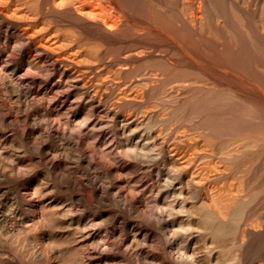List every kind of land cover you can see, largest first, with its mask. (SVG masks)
Segmentation results:
<instances>
[{"label":"rangeland","instance_id":"374dc122","mask_svg":"<svg viewBox=\"0 0 264 264\" xmlns=\"http://www.w3.org/2000/svg\"><path fill=\"white\" fill-rule=\"evenodd\" d=\"M86 1L0 0V264H264V0Z\"/></svg>","mask_w":264,"mask_h":264},{"label":"bare ground","instance_id":"6f19581e","mask_svg":"<svg viewBox=\"0 0 264 264\" xmlns=\"http://www.w3.org/2000/svg\"><path fill=\"white\" fill-rule=\"evenodd\" d=\"M53 1H54L53 4H55L56 6H58V5L64 6V4L68 3L67 0H53ZM97 2H98V0H97ZM115 2H116V0H115ZM72 3H73V5L78 4V5L72 6V12L78 18L83 19L87 23L93 24V25H95L97 27H100V28H103V29H107V30H111L113 28L119 27L121 22H122V15H120L116 11H114L115 9L113 10V8L111 7L110 4H109L110 6L107 5L105 7V6H101V5L100 6L99 5H94V3L90 4L86 0H82L81 3H76V1L74 2V0H72ZM113 5H115V4H113ZM97 27H95V28H97ZM105 34H107V33H105Z\"/></svg>","mask_w":264,"mask_h":264}]
</instances>
